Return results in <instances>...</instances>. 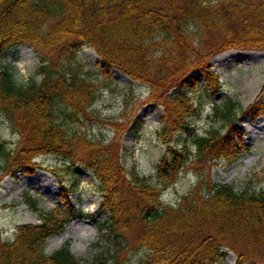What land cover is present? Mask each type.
I'll return each instance as SVG.
<instances>
[{
	"label": "trees",
	"instance_id": "obj_1",
	"mask_svg": "<svg viewBox=\"0 0 264 264\" xmlns=\"http://www.w3.org/2000/svg\"><path fill=\"white\" fill-rule=\"evenodd\" d=\"M21 44L40 57L43 78L21 84L11 67L0 65V113L19 137L12 149L0 141V172L32 174L43 168L32 157L43 154L83 164L98 178L100 210L108 218L99 227L105 244L92 259L81 260L68 245L47 253L49 237L70 220L91 215L74 206L62 170L51 169L63 185L65 206L42 210L36 197L24 193L39 222L19 225L12 240L0 235V264H264L247 252L229 263L225 249L255 240L264 247V188L237 191L211 176L212 161L235 160L247 150L239 123L264 115L262 92L245 106L232 98L215 104L203 134L189 122L198 114L189 91L201 79L217 84L214 55L264 50V0H0V58ZM83 46L100 56L106 81L118 69L150 87L145 102L163 107L165 126L158 133L169 149L155 175L127 170L121 162L122 124L112 123L117 136L111 141L66 128L89 118L98 97V85L78 59ZM179 131L192 138L191 145L170 144ZM188 165L199 180L177 205L163 203L162 193Z\"/></svg>",
	"mask_w": 264,
	"mask_h": 264
},
{
	"label": "rangeland",
	"instance_id": "obj_2",
	"mask_svg": "<svg viewBox=\"0 0 264 264\" xmlns=\"http://www.w3.org/2000/svg\"><path fill=\"white\" fill-rule=\"evenodd\" d=\"M253 23L258 24L257 21ZM78 59L86 70L88 80L98 85V97L89 118L67 123L66 128L84 133L92 139L111 141L117 136L114 124H122L121 162L127 170H136L147 176L155 175L156 166L169 147L158 133L165 126L163 107L156 102H145L150 87L115 68L108 74L111 80L106 81L101 58L91 46H83L78 52ZM41 64L40 57L26 44L9 47L0 58V65L11 67L16 81L21 84L31 78L40 82L43 78L38 72ZM210 65L218 76L217 84L214 83L218 88L201 79L199 86L189 91L193 103L198 107V114L189 121L197 134H203L211 126L210 115L214 105L223 103L227 98L235 99L245 106L262 92L264 101V50L228 49L213 56ZM239 124L244 131L243 144L247 150L235 160L220 158L212 161L211 176L214 182L232 184L237 191L247 186L261 190L264 188V115L255 120L243 119ZM0 141L7 142L11 149L19 141L9 121L1 113ZM170 144L183 148L186 144H192V138L179 131ZM32 161L43 165V168H37L32 174L17 171L16 176H2L4 173L0 172L1 237L12 240L19 225L39 222V214L23 201L26 192L37 198L42 210L65 206L61 201L63 185L51 172V169L56 168L62 170L65 183L72 189L70 197L74 206L91 215L90 218L70 220L61 233L47 240L45 251L51 253L69 245L70 250L81 260L92 259L105 244L99 227L108 218L107 212L100 210L103 194L98 189V178L83 164L73 166L70 159L53 154L38 155L32 157ZM69 165L73 167L68 171ZM190 166L162 193L163 203L177 205L181 196L199 180ZM56 185L58 189H55ZM65 231L66 235L61 239ZM128 235L133 236L132 233ZM234 243V249L225 247L228 252L226 261L234 263L239 252H247L250 258L258 257L264 263V247L256 240ZM136 258L134 256L133 260Z\"/></svg>",
	"mask_w": 264,
	"mask_h": 264
},
{
	"label": "bare ground",
	"instance_id": "obj_3",
	"mask_svg": "<svg viewBox=\"0 0 264 264\" xmlns=\"http://www.w3.org/2000/svg\"><path fill=\"white\" fill-rule=\"evenodd\" d=\"M59 186L56 185L55 189H58ZM67 231V230H66ZM66 231L62 234L61 239H63V237L66 235Z\"/></svg>",
	"mask_w": 264,
	"mask_h": 264
}]
</instances>
